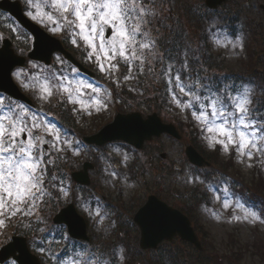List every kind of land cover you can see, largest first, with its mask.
<instances>
[{
  "label": "rangeland",
  "instance_id": "374dc122",
  "mask_svg": "<svg viewBox=\"0 0 264 264\" xmlns=\"http://www.w3.org/2000/svg\"><path fill=\"white\" fill-rule=\"evenodd\" d=\"M18 1L24 5L23 0ZM169 1L170 4L156 7L160 13L151 24L152 35L159 40L158 49L167 52L174 51L176 48L175 51L178 50L182 57L185 45L190 44L193 50L199 48V52L211 59L209 64L203 63V68L200 69L201 76L218 75L222 79H234L237 83L253 82L256 86L253 94L254 107L257 106L256 102H264V9L261 7L264 5V0H227L226 4L218 7V10H207L206 12L205 0ZM189 13L192 16H188ZM162 14L167 21L160 20ZM7 18L5 16L1 19L4 23L2 24L4 33H0L2 37L6 35V32L10 33V25L5 24ZM230 20L234 21V26L228 30ZM213 21L217 23L213 25ZM11 26L15 25L11 24ZM157 28L160 29L159 33L156 32ZM46 31L53 35L50 31ZM179 31L186 32L187 39ZM13 33L15 37L19 36L17 40L19 52L23 55L27 54L31 47L29 44H32L33 39L18 28ZM234 33H242L245 38V49L238 56L232 54L231 45L228 44L229 40H235ZM53 36L69 42L67 44L73 48V51L75 50V53L79 49L84 52L81 48L73 46L70 38L64 34ZM217 40L221 41L223 46L217 45ZM1 43L0 40V45ZM205 49L209 50V53H206ZM199 57L202 58V56ZM54 59L58 61L60 68L66 64L65 59L59 55ZM81 59L87 68L93 71L98 70L85 56ZM61 60L63 63L60 62ZM32 65L40 67L37 63L31 62L23 71L29 76H40L43 80L46 74L37 71ZM161 67L157 62L156 72H159ZM125 74H127L126 68L122 65L121 71L116 75L122 80ZM100 75L106 82H111L102 73ZM62 76L78 79L69 77L66 73ZM14 81L18 86L19 94L23 92L28 95L41 108L46 109L54 103L56 109L58 107V114L63 122L77 127L76 130L83 135L94 133L103 125L111 122L116 114V108L117 113L133 110H138L143 114L158 112L164 122L175 123L183 135L179 141L169 135L151 140L144 145L143 150L135 154L126 146L122 147L114 143L102 146L99 151L96 149L84 151L79 148L81 153L79 156H73L71 151L53 152L55 163L48 166L52 176L47 178L51 186V196L45 197V203L39 205L40 210L36 215L41 218V223L54 228L56 237L50 236L46 239L45 232L38 226L39 222L36 217L30 218V229L22 226L21 231L17 233L19 235L32 233L31 237H26L36 255L41 253L37 251L34 240L42 238V246L47 250L43 254L44 264H56L51 259V254L62 255L66 247L68 255L65 259L70 258L76 242L93 248L100 247L101 250L109 249L113 245L118 252L122 248L127 257L125 264H264V223H228L227 220L232 215H242V213L234 210L233 207L224 209L223 199L216 198L217 196L223 198L224 194L221 189L228 186L231 194H234L230 198L233 201L244 202L238 195L239 189H233L230 185L233 180H236L239 187L251 186L252 192L264 201V164L254 157L251 162L253 167L249 168L246 166L249 161L245 160L243 164L237 162L234 149L230 148L229 153H225L220 145H216L215 148L210 147L209 141L204 139L206 133L201 132L190 112L181 113L170 106L165 92L158 96V101L154 98L158 87L163 86V81L159 80L154 73H148L146 70L145 74L137 80L122 82L120 86L115 84L113 88L119 91L118 94L122 92L121 90L126 92V96L129 97L128 103L120 102L118 98L117 105L112 96L107 110L93 112L91 116L73 115L70 110L73 106L59 103L56 97H53L51 102L39 101L31 89L20 87L15 78ZM259 106L264 111V103ZM41 117L50 121L47 116ZM46 138L51 139V137ZM190 144L205 154L216 166L199 171L190 165L184 154L185 148ZM163 152L166 153L165 158L162 156ZM123 153L131 157L127 168L121 163ZM157 153H159L158 156ZM88 161L93 162L95 166L90 173L91 184L90 186H79L72 180L71 174L78 172ZM112 170L119 173L121 179L112 180L108 175V172ZM158 174L160 177L157 180L155 178ZM125 175L127 176L126 181L123 179ZM189 177H199L202 182L187 184L186 180ZM224 181L228 182L227 185L223 183ZM251 183L258 184L259 188H255ZM58 186L68 189L67 198L58 193ZM152 193L170 205L185 207L189 211L191 221L203 244V251H198L187 243H181L178 238L171 243H162L161 248L157 250H150L147 253L141 251L139 229L134 225L133 217L138 207L144 204L148 195ZM70 203H74L79 214L86 218L90 238L88 243L75 242L74 239L68 237L66 232L64 233L63 225L54 227L52 224L53 215L58 214L61 208ZM247 206L254 208L251 205ZM86 208L93 213L99 210L100 216H90L85 211ZM213 213L218 214L220 219H216ZM101 218H103L102 223H100ZM27 223H29V218L24 220V224ZM5 231L6 229H0L2 232L0 241L4 243L10 238V234L4 235ZM135 236L138 238L136 239ZM131 244L138 248L136 252L145 259V262L133 255L134 248ZM128 247L133 250L131 254H127ZM185 250L188 251L187 254L184 253Z\"/></svg>",
  "mask_w": 264,
  "mask_h": 264
},
{
  "label": "snow or ice",
  "instance_id": "6c2138e0",
  "mask_svg": "<svg viewBox=\"0 0 264 264\" xmlns=\"http://www.w3.org/2000/svg\"><path fill=\"white\" fill-rule=\"evenodd\" d=\"M23 4L25 16L53 35L64 34L70 38L71 44L81 48L85 58L113 84L120 86L122 82L137 80L146 70L154 73L163 81L168 104L181 113L190 112L201 132L206 133L204 139L209 141L210 147L220 145L225 153L234 149L237 162L243 164L247 160L249 168L253 167L254 157L264 164V111L259 106L264 102H256L254 107L255 84L201 76L203 64L197 55L200 49L193 50L190 44L184 46L182 57L178 50L160 51L159 40L152 35L151 29L153 20L159 15L154 0H23ZM216 23L213 21V25ZM9 30L17 31L11 25ZM159 31L157 28L156 32ZM187 35L182 32L185 39ZM234 35L235 40H229L228 44L232 54L238 56L245 49V38L242 33ZM216 43L223 46L219 40ZM157 62L162 66L159 72L155 68ZM16 63L7 49L0 51V90L7 89L9 72ZM193 63L198 67L194 68ZM122 65L127 74L121 80L116 74ZM74 75L78 77L79 72L74 70ZM12 76L20 87L31 89L39 101L51 102L56 97L59 103L72 105L73 115L91 116L93 112L105 111L112 99V92L107 89L55 72L44 75L43 80L40 76H29L22 69L12 72ZM140 127L147 129L146 125ZM78 145L79 141L69 139L53 122L14 102L10 96H0V229H7L14 218L29 229L31 217L42 222L36 214L39 205L45 203V197L51 196L45 180L48 166L55 163L53 152L71 151L73 156H79ZM121 156V163L127 168L131 157L127 153ZM108 175L114 181L121 179L114 170ZM123 179L126 181L127 176ZM198 181L199 177H189L186 183ZM223 183L227 185L228 182ZM221 191L223 198H216L223 199V208L233 207L242 213L232 215L228 223H264V208H249L240 200L233 201L230 197L234 194L228 186ZM58 193L65 198L69 195L63 186H58ZM85 211L90 216H100L99 210L93 213L86 208ZM213 216L220 219L216 213ZM26 218L29 223L24 224ZM37 251L43 255L47 250L37 245ZM67 255L66 247L62 255L52 253L51 259L56 264H125L127 260L125 250L121 248L118 252L114 245L101 250L84 243L74 244L71 257L65 259ZM10 264H17V261L13 259Z\"/></svg>",
  "mask_w": 264,
  "mask_h": 264
},
{
  "label": "water",
  "instance_id": "95a60500",
  "mask_svg": "<svg viewBox=\"0 0 264 264\" xmlns=\"http://www.w3.org/2000/svg\"><path fill=\"white\" fill-rule=\"evenodd\" d=\"M208 5L216 7L221 0L214 1L208 0ZM21 18V16L18 15ZM36 28V31L40 30V27L31 25ZM36 31H34L36 33ZM45 43L42 44V46ZM38 43L36 44L37 47ZM40 50V49H39ZM38 50V51H39ZM34 56L35 53H32ZM37 59H45L41 54L35 55ZM47 62L49 60L47 59ZM9 81L12 82L11 73L9 72ZM12 95H16V88L7 87L4 90ZM147 126L146 130H143L140 126ZM163 133H170L173 136L179 138L180 134L177 133L173 124H164L157 114L149 116L147 119H142L140 114H133L129 116H120L114 123L106 127L100 134L89 137V142H95L102 144L112 140H125L132 145L143 147L145 140L152 139L156 136H161ZM190 162L197 166H202L206 163L203 156L197 153V151L191 146L187 149ZM166 157L164 154L162 155ZM88 168L85 166V172L74 174V179L77 182L89 184ZM74 206L70 205L69 208L64 209L58 216L59 222H66L70 227V233L77 238H86L87 227L85 221L78 216H74ZM135 221L141 228V247L145 249L157 248L162 240H172L175 235H180L182 240H187L193 244H196L200 249L202 248L198 237L191 226L189 218L181 211L169 207L164 201L158 200L155 196H150L148 203L137 212ZM21 264H30L26 261H21Z\"/></svg>",
  "mask_w": 264,
  "mask_h": 264
},
{
  "label": "flooded vegetation",
  "instance_id": "af4514ba",
  "mask_svg": "<svg viewBox=\"0 0 264 264\" xmlns=\"http://www.w3.org/2000/svg\"><path fill=\"white\" fill-rule=\"evenodd\" d=\"M1 14H3V13H0V33H4V28H2V24H3V22L1 21V19H2ZM3 15H5V14H3ZM9 19H10V21L7 20V24L11 25V24H15V23H16L13 19H11V18H9ZM5 34H6V35L3 37V39L6 38V37H8L9 39H11V41L13 42V43H12V46H13L15 52H16L17 54L20 53L19 50H18L19 43L17 44V40H18V39L15 37L14 33H13V32H10V33L6 32ZM1 35H2V34H1ZM3 39L1 40L2 43H3ZM32 39H33L32 41H34V38H32ZM30 45H31V43L29 44V46H30ZM57 105H58V104H57ZM23 222H24V221H23ZM11 225H12L14 228H16V230H17L18 232L21 231L20 229L22 228V226H21V224H19V223L16 222L15 218L13 219ZM4 233H5V232H4ZM10 238H11V237H10ZM10 238H9V239H10ZM9 239H7L6 242H5V243L3 242L2 244L4 245V244H6L7 242H9ZM29 243H30V242H29ZM11 260H13V259H9V260L6 261L4 264H10V261H11ZM17 264H18V263H17Z\"/></svg>",
  "mask_w": 264,
  "mask_h": 264
},
{
  "label": "trees",
  "instance_id": "16d2710c",
  "mask_svg": "<svg viewBox=\"0 0 264 264\" xmlns=\"http://www.w3.org/2000/svg\"><path fill=\"white\" fill-rule=\"evenodd\" d=\"M251 185L254 186L255 188H259L258 184L254 185V184L251 183ZM248 189H250L251 191L253 190V188L251 186H248Z\"/></svg>",
  "mask_w": 264,
  "mask_h": 264
}]
</instances>
